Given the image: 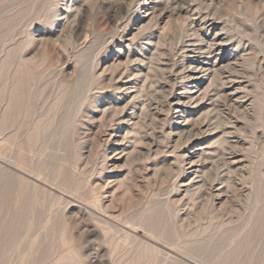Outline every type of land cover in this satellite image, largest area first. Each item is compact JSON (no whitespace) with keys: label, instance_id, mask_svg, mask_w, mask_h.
Wrapping results in <instances>:
<instances>
[{"label":"rangeland","instance_id":"obj_1","mask_svg":"<svg viewBox=\"0 0 264 264\" xmlns=\"http://www.w3.org/2000/svg\"><path fill=\"white\" fill-rule=\"evenodd\" d=\"M0 74V264H264V0H0Z\"/></svg>","mask_w":264,"mask_h":264},{"label":"bare ground","instance_id":"obj_2","mask_svg":"<svg viewBox=\"0 0 264 264\" xmlns=\"http://www.w3.org/2000/svg\"><path fill=\"white\" fill-rule=\"evenodd\" d=\"M134 2V1H133ZM119 3V2H118ZM87 8V7H86ZM80 13H82V12H80ZM177 13V12H176ZM175 15V14H174ZM38 17V16H37ZM260 17V16H259ZM80 17H78V19H79ZM179 18V17H178ZM78 22V21H77ZM79 25V24H78ZM77 26V25H76ZM80 30V29H79ZM77 32V31H76ZM79 33V32H78ZM181 38V37H180ZM160 40V39H159ZM211 47V46H210ZM201 49V48H200ZM208 49H210V48H208ZM200 51V50H199ZM210 51V50H209ZM162 52V51H161ZM202 53V52H201ZM158 57V56H157ZM152 59V58H151ZM154 59V58H153ZM141 64V63H140ZM216 66V65H215ZM6 67V66H5ZM4 67V68H5ZM205 67V66H204ZM149 68V67H148ZM192 68V67H191ZM228 68V67H227ZM153 69V68H152ZM3 70V69H2ZM5 70H3V72H4ZM21 71H22V69H21ZM153 71V70H152ZM218 71H220V69L218 70ZM218 71L216 70L215 71V75H216V73H218ZM14 73V72H13ZM18 73V72H17ZM138 73V72H137ZM141 73V72H140ZM153 73H154V71H153ZM85 74H87V73H85ZM1 75V74H0ZM25 75V74H24ZM24 75H22V76H24ZM91 75V74H90ZM149 75V74H148ZM220 74H218V76H219ZM222 75V74H221ZM5 76V75H4ZM17 76V75H16ZM20 76V75H19ZM21 76V79H22V81H23V77ZM25 76H27V75H25ZM38 76V75H37ZM80 77V76H79ZM91 77V76H90ZM138 77V76H137ZM145 77H147V75L145 76ZM215 77V76H214ZM86 78V77H85ZM148 78V77H147ZM213 78V77H212ZM18 79V78H17ZM16 79V80H17ZM37 79H39V78H37ZM88 79V78H87ZM215 79H216V77H215ZM214 79V80H215ZM145 80H146V78H145ZM25 81H26V79H25ZM28 81V80H27ZM30 81H28V83H29ZM92 82V81H91ZM30 83H33L34 84V81H31ZM29 83V84H30ZM77 83V82H76ZM86 83V82H85ZM16 84V83H15ZM22 84V83H21ZM23 84H25L24 82H23ZM33 84H31V85H33ZM82 84V83H81ZM25 85H27V84H25ZM86 85H87V83H86ZM83 86H84V84H83ZM88 86V85H87ZM86 86V87H87ZM214 86V85H213ZM22 87H23V85H18V87L16 88L17 90H19V91H21L22 90ZM30 87V86H29ZM91 87V86H90ZM25 89H26V87H24ZM24 88H23V90H24ZM7 89V88H6ZM60 89V88H59ZM76 89V88H75ZM80 89V88H79ZM87 89H88V87H87ZM29 90H32V87L29 89ZM77 90V89H76ZM76 90H74V91H76ZM89 90V89H88ZM98 90V89H97ZM15 91V90H14ZM18 91V92H19ZM26 91V90H25ZM59 91V90H58ZM86 91V90H85ZM18 92H16V94L18 93ZM28 92V91H27ZM31 91H29L28 92V94L30 93ZM83 91H81V93H82ZM76 93H78V90H77V92ZM24 94H26V92H24ZM24 94H22L23 96H25ZM30 94H32L33 95V92L32 93H30ZM62 94V92L60 93V95ZM15 95V94H14ZM19 95V94H18ZM57 95H59V94H57ZM64 95V94H63ZM28 96V95H27ZM34 96V95H33ZM15 97H17L18 98V96H15ZM31 97V96H30ZM57 97V96H56ZM78 97H79V95H78ZM22 98V97H21ZM20 98V99H21ZM24 98V97H23ZM34 98H35V96H34ZM25 99H27V98H25ZM77 99V100H76ZM76 99L75 100H73V102L72 103H74L75 102V106H73L74 108H73V112L69 115V116H67L66 118H65V121L63 120L62 121V123H61V135H63V134H65V133H69V130H73L74 128H75V126L72 128L71 127V125L73 126V123H75V121H77L76 119H77V117L79 116V114H80V111H81V108H80V105H79V102H82L81 101V99H78L77 97H76ZM29 100H31V99H29ZM33 100V99H32ZM71 100H72V98H71ZM83 100V99H82ZM86 100V99H85ZM21 101H23L22 99H21ZM27 101V100H26ZM52 101H54V100H52ZM65 101V100H64ZM16 102H17V99H16ZM15 102V103H16ZM24 102V101H23ZM44 102V101H43ZM18 103V102H17ZM29 103L31 104L32 102H30L29 101ZM19 104V103H18ZM71 104V103H70ZM69 104V106H71ZM21 105L23 106V103H21ZM21 105H18L19 107L21 106ZM40 105V104H39ZM42 105V104H41ZM50 105V104H49ZM48 105V106H49ZM26 106V105H25ZM24 106V107H25ZM31 106V105H30ZM32 106H33V104H32ZM47 106V107H48ZM51 106V105H50ZM82 106V105H81ZM24 107H22V108H24ZM33 107H35V106H33ZM64 108V104H63V99L60 97V96H58L56 99H55V103L54 104H52V107H51V109H50V113H52V115L48 118V119H46V118H43V119H46V122L44 121V122H42V119L40 118V117H38L37 119H36V121H34V120H30V116H32L33 114H31L30 116H29V119H28V116L25 114V116H23V117H19V116H17V117H19V118H23L22 119V121L20 122V120L17 122L18 123V126H17V128H16V135H17V133H19V137L18 138H20L21 137V134H20V132H22V131H24L25 130V132H27L26 134V136H27V146H29L28 147V149H29V151L28 152H30V153H32L33 155H37V156H39V157H42V156H46L47 154H46V152H45V149L46 148H48V144H49V141H50V138L51 137H53V135H54V133H53V129L57 126V124H55V119H56V117L59 115L58 113L61 111V109L60 108ZM22 108H20V109H22ZM32 107H30V112L32 113V111H34L33 110V108L31 109ZM39 108H40V106H39ZM66 108V107H65ZM70 108V107H69ZM127 108V107H126ZM15 109H16V106H15ZM20 109L18 108L17 110H19V113H20ZM42 109H43V107H42ZM66 110H67V108H66ZM70 110H71V108H70ZM25 111V110H24ZM26 111H28L27 110V108H26ZM42 111V110H41ZM46 111V110H45ZM23 112V111H22ZM29 112V111H28ZM61 112H63V111H61ZM60 112V113H61ZM145 112H147V111H145ZM18 113V114H19ZM34 113V112H33ZM41 113V112H40ZM46 113H47V111L45 112V116H46ZM65 112H63V113H61V115H63ZM148 113V112H147ZM30 114V113H29ZM69 114V113H68ZM67 114V115H68ZM20 116H21V114H19ZM42 115V114H41ZM43 116V115H42ZM132 116V115H131ZM1 117V116H0ZM35 116H33V118H34ZM32 118V117H31ZM63 118H64V116H63ZM58 119V118H57ZM17 120V119H16ZM33 121V122H32ZM58 121V120H57ZM79 121V120H78ZM7 125V124H6ZM149 125V124H148ZM151 125V124H150ZM2 126V125H1ZM9 126H10V123H9ZM11 126H13V124H11ZM10 126V127H11ZM59 126H60V124H59ZM3 127H4V124H3ZM6 127H8V125L6 126ZM71 127V128H70ZM70 128V129H69ZM192 128V127H191ZM4 129H5V127H4ZM7 129V128H6ZM9 129V128H8ZM22 130V131H21ZM199 130V129H198ZM15 131V130H14ZM136 131V130H135ZM72 132V131H71ZM74 132V131H73ZM72 132V133H73ZM77 132V131H76ZM75 132V133H76ZM71 133V134H72ZM143 133V132H142ZM15 135V137H17ZM74 135V133L71 135V136H73ZM96 135V134H95ZM26 136H25V138H26ZM12 138H14V137H12ZM18 138H17V140H18ZM16 140V139H15ZM15 140L13 141V142H15ZM16 140V142L15 143H12L13 145H15L18 141ZM21 140V139H20ZM77 140V139H76ZM22 141V140H21ZM61 141V140H60ZM12 142V141H11ZM20 142V141H19ZM18 142V143H19ZM24 142L25 141H23V143L22 142H20L19 143V145L17 144V146H19V152H18V156H17V158H18V165H19V167H22L23 169H24V167L26 168V166L28 167V163L30 162V160H32V156H31V158H28L27 156L28 155H26L25 154V150L27 149H25V146H24ZM71 142H72V140H71ZM11 144V145H12ZM135 145V144H134ZM147 146V145H146ZM221 147V146H220ZM4 148V147H3ZM2 148V149H3ZM7 148V147H6ZM8 149H10V147H8L7 148V151H8ZM1 151V150H0ZM9 152V151H8ZM28 152H26V153H28ZM0 153H2V152H0ZM5 153V152H4ZM17 153V152H16ZM30 153H28V154H30ZM50 154V153H49ZM220 154H223V152L221 151V153ZM2 155H3V153H2ZM4 155H6V154H4ZM17 155V154H16ZM219 155V154H218ZM224 155H225V153H224ZM30 156V155H29ZM3 157V156H2ZM5 157V156H4ZM43 157V158H44ZM223 157V156H222ZM16 158V159H17ZM46 158V157H45ZM223 159V158H222ZM29 162H28V161ZM131 161V160H130ZM223 161H224V159H223ZM183 162H184V160H183ZM225 164V163H224ZM17 165V164H16ZM29 168L30 167H28V170H29ZM32 168V167H31ZM36 168V167H35ZM59 168V167H58ZM27 169V168H26ZM184 170V169H183ZM27 171V170H26ZM34 171L36 172L35 174H36V176L37 177H40V176H43V179L45 180V181H48V182H50V181H55L56 180V182H57V180H58V178L59 177H62V175H61V172H60V170H53V171H50V169H49V167L47 166V164L45 163V162H42L41 164H40V166H38V168L37 169H34L33 171H32V169H31V174H34ZM30 172V171H29ZM184 172H185V170H184ZM66 177V178H65ZM64 177V179L63 178H60V181L62 182L61 184L62 185H68V184H70V180H68V178H67V176H65ZM57 184H58V182H57ZM60 184V183H59ZM61 184H60V186H61ZM30 185V184H29ZM52 185H53V182H52ZM54 185H56V183H54ZM75 186V185H74ZM80 186H81V184H80ZM67 187V186H66ZM202 187V186H201ZM81 188V187H80ZM62 189V188H61ZM79 189V184L78 185H76L72 190L73 191H77ZM82 195V194H81ZM215 196V195H214ZM206 198V197H205ZM213 198V197H212ZM58 200H60V199H58ZM207 200V199H206ZM60 202V201H59ZM204 205V204H203ZM99 209H100V207H99ZM97 210V209H96ZM156 212V211H155ZM144 213V212H143ZM145 217V216H144ZM129 225H131V227L132 226H134V225H137V224H134V223H129ZM153 226V225H152ZM151 226V228H152V230L155 232V230H154V228ZM139 227H141V226H139ZM151 228H150V230L149 229H146V231L147 230H149V231H147L149 234H151V235H153L154 236V234H153V231H151ZM244 228V227H243ZM113 231V230H112ZM157 233V232H156ZM156 237L158 236L157 234L155 235ZM154 236V237H155ZM127 238H128V236H126ZM144 257V256H143ZM148 259H149V257H148ZM150 260V259H149ZM148 260V261H149ZM155 263V262H154ZM145 264V263H144Z\"/></svg>","mask_w":264,"mask_h":264}]
</instances>
